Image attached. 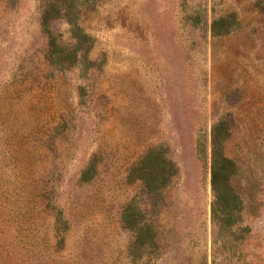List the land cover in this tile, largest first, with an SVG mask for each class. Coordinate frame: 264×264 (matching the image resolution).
Returning a JSON list of instances; mask_svg holds the SVG:
<instances>
[{
    "label": "rangeland",
    "instance_id": "rangeland-1",
    "mask_svg": "<svg viewBox=\"0 0 264 264\" xmlns=\"http://www.w3.org/2000/svg\"><path fill=\"white\" fill-rule=\"evenodd\" d=\"M216 137L258 195L214 253ZM140 262L264 264V0H0V264Z\"/></svg>",
    "mask_w": 264,
    "mask_h": 264
},
{
    "label": "trees",
    "instance_id": "trees-1",
    "mask_svg": "<svg viewBox=\"0 0 264 264\" xmlns=\"http://www.w3.org/2000/svg\"><path fill=\"white\" fill-rule=\"evenodd\" d=\"M226 140L225 137H216L211 155V188L213 193L211 237L214 253L227 243L238 244V239H240L238 234L248 232V227H243L244 217L251 202L255 201L258 195L256 178L250 176L238 160L231 159L226 155L224 146ZM141 164L142 171L146 167L149 168L148 166L155 168V171L151 172L152 184L157 182L156 168L165 166L169 168L170 173L174 171L173 162L163 160L155 151L147 155ZM137 209V214H130L129 209H127L122 218L124 224L133 231V247L143 255L151 248L158 249L164 246V238L157 229L159 223L148 217L147 208L137 204Z\"/></svg>",
    "mask_w": 264,
    "mask_h": 264
}]
</instances>
